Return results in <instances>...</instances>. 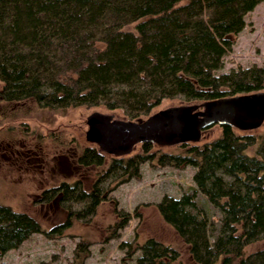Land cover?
<instances>
[{"label": "rangeland", "instance_id": "374dc122", "mask_svg": "<svg viewBox=\"0 0 264 264\" xmlns=\"http://www.w3.org/2000/svg\"><path fill=\"white\" fill-rule=\"evenodd\" d=\"M230 38L233 43L219 71L264 66V0L245 13L243 27ZM199 102L163 98L148 113ZM93 110L128 118L118 108L79 105L49 110L29 99L0 100V203L25 212L40 226L6 250L0 262L135 264L138 256L148 264L255 262V253L264 248V228L253 225L257 196L247 188L264 120L253 128L214 123L197 140L137 142L130 152L117 155L86 138L85 118ZM224 131L234 140L225 149L213 147L211 142ZM84 147L101 154L102 163H80ZM136 152L152 154L139 163L137 175L115 179L105 173L111 157ZM159 154H164L161 159ZM73 181L85 190L97 182L104 199L92 211L76 215L86 203L62 198L57 189L61 182ZM217 187L222 194L214 193ZM169 202H181L188 217L179 210L174 213ZM123 214L127 219L115 226ZM194 222L200 226L197 230Z\"/></svg>", "mask_w": 264, "mask_h": 264}, {"label": "trees", "instance_id": "16d2710c", "mask_svg": "<svg viewBox=\"0 0 264 264\" xmlns=\"http://www.w3.org/2000/svg\"><path fill=\"white\" fill-rule=\"evenodd\" d=\"M258 1L0 0V100L29 99L49 110L118 108L139 118L163 98L204 101L264 89V66L219 71L233 43L230 35L243 27L245 13ZM234 138L224 131L211 145L225 149ZM256 138L247 191L257 196L253 225L263 229L264 130ZM151 156H113L105 173L115 179L135 176L139 163ZM78 161L100 165L102 155L84 147ZM97 182L89 190L79 181L61 182L57 189L62 198L86 203L74 212L81 215L104 199ZM214 193L222 194L219 187ZM179 203L168 205L188 217ZM69 217L70 211L65 223ZM127 217L123 214L115 226ZM39 230L34 218L0 203V256ZM135 264L148 263L138 256ZM253 264H264V248Z\"/></svg>", "mask_w": 264, "mask_h": 264}, {"label": "water", "instance_id": "95a60500", "mask_svg": "<svg viewBox=\"0 0 264 264\" xmlns=\"http://www.w3.org/2000/svg\"><path fill=\"white\" fill-rule=\"evenodd\" d=\"M86 138L103 150L121 155L137 142L169 144L197 140L211 124L253 128L264 120V89L168 106L143 118H118L93 110L86 115Z\"/></svg>", "mask_w": 264, "mask_h": 264}]
</instances>
